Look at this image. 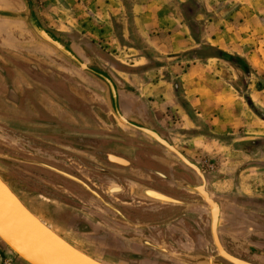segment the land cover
<instances>
[{"label":"rangeland","instance_id":"rangeland-1","mask_svg":"<svg viewBox=\"0 0 264 264\" xmlns=\"http://www.w3.org/2000/svg\"><path fill=\"white\" fill-rule=\"evenodd\" d=\"M164 1L165 6L166 0ZM3 2L5 5H10L8 3L10 1L8 0H3ZM36 4L39 9V15L48 29L61 34L71 45L79 43L87 47L91 51L93 56H96L99 59V62L103 65V67L121 84L126 81L129 84L137 86L141 84V77L144 76L145 73L163 67L166 68L168 65L177 62L180 63L182 70L187 71V69H191L193 65L197 67L196 70L200 69L196 71L198 79L201 80L200 75H203V81L206 82L207 85L211 84L213 86L211 87V89H206L205 101H215L213 97L215 93L213 91L218 90L223 94L221 96V99L219 100V108L217 107L218 110L215 111L216 115L215 117H212L213 123L215 122V124L207 127L206 124L201 123L200 121H195L194 119H192L194 121H189L183 116L179 117L177 116V114H173L174 110H176L177 112L180 111L177 106H174L173 108L169 107V109L166 110L170 118V122L165 126L166 130L161 128L157 124L156 125L160 130H162V132H173L175 134L177 133V139L175 140L177 141L179 149L190 159L195 161L199 166H201L203 170H205L206 176L209 180V190L213 191V194H215L217 197H219V195L220 197L224 196V202L226 204L234 206L237 204L238 207L242 209L243 213L249 216H244V219L252 218L257 224L262 226L261 229H264V225H262L260 221H257L254 218L255 216L260 217L261 219L264 218V213H261L260 207H264V199L262 198L263 200H257L255 198L244 197L242 199L248 200L250 207L244 208L246 207L245 202L237 200L239 198L233 196V194L238 195L237 193L243 194L244 190L248 191L245 188H259L260 191L264 188L263 101H260L258 98H254L255 101L252 100L253 98H249L248 101L247 99H244L242 97V95H246L247 93H249L250 96L252 91L251 89H249V85H252L254 83V85L257 86V90L259 92L264 91V69H262L263 72L259 75L257 74L258 67L255 66L254 68H252V66H249L245 61H240L238 59L237 61H234L236 60L235 58H233L234 60L232 59L233 61H227L232 65H225L224 63H220L217 61H200L199 64V62L188 60L190 58L192 59V56L194 54H198L200 57H205L213 53L219 54V52L210 50L208 48L199 50V52H196V50H191L183 53L171 54L167 58H163L165 59L163 60L158 55V52L151 49L123 48V46L125 45L134 46L136 44V41H133L131 38H124L126 42L124 40H121V34H124L123 32L121 33V31H123V26L121 25L113 26L114 32L118 33L119 35H110L111 40L109 44L104 39L99 40L96 37L93 38L90 33L84 30L89 27L88 24H90L92 20V11L87 8L89 4H85V6L83 7L81 1H79V5L81 8L73 6V4L68 0H36ZM173 5H175V2H171L169 0L167 8L175 11V7L172 9ZM182 5L184 7L181 6V8H179V14L182 15L181 18L184 24L191 28L195 36L198 37L200 33L202 39L207 36L213 37L218 41L220 37L224 35L223 33L221 34L219 32L220 27L221 29H225L222 26L223 24L232 23L238 25V27L236 30L228 32V36L230 38L229 43H236L238 38L234 34L235 32L241 33L239 28H243L244 33L241 34H250V37L252 39L257 37L258 41L260 42V46L264 48V0H196L187 2L186 4ZM0 7L2 9H9V6L7 8H4L1 4ZM11 10L20 12L23 11L21 7H18V10ZM238 11H242L243 18H238L236 22L235 19H232L231 17H235V13H237ZM176 12H178L177 9ZM197 18L198 20H196ZM1 24L4 30L0 29V80L3 83V87L0 89V94L2 93L0 95V105L3 106L4 110H6V104H8V100H12V98L9 97L10 91H14L17 94L24 95L26 94V91L35 92V90L38 89V85L34 81V77L32 75L36 72L38 73V70L40 71V68L44 67L42 65H39L41 63H44L42 59L46 58L48 60L49 58H47V55H44V53L27 52L15 46L19 42L32 41L31 36L19 30V28H21V25L15 23ZM9 26L14 27V34L8 33ZM228 27L231 29L233 28L231 26ZM212 28H214V31H211ZM204 33L205 35L203 36ZM18 37L20 41L17 39ZM23 37H26V40L21 39ZM10 43H12V45H10ZM6 44H8V46ZM52 62L60 66L62 65L65 68L64 71L67 74L78 77L80 81H82L85 85L91 86L94 90L93 92L90 88L88 92V88L84 87L85 92H88L89 94V96L84 94V104L90 106V111L94 116V118H91L93 120L92 124L94 123L95 125L100 123L102 126L97 125L99 129L114 128L116 134L118 132L124 134L125 136H127V138L136 139L137 143L145 142L155 148V151H152L153 155H160L157 147L144 141L141 138H134L132 135L125 133L117 126L113 117L109 115L107 108L102 103H100V97L95 87L90 84L88 80L83 79V77H81L77 71L71 69L60 61ZM260 62H262L264 68V61ZM35 68H37L38 70H35ZM153 73V75L159 74L157 78L155 76V78L152 80V83L155 84V86L159 85V80H164L166 78V73L170 74L169 72H161L162 74H160V72L157 71ZM207 80H210L211 83ZM251 80H253V82ZM71 83L73 85L81 84L80 82H76L75 80ZM137 87L139 88V86ZM193 87L194 84L190 85V88ZM181 88L182 87H180V89ZM227 88L229 90L226 91ZM43 91L44 92H42L40 96L34 95L36 96V100H40L45 97L44 94L47 93V91L45 89ZM253 91L254 93L256 92L254 89ZM181 94L183 93L179 91L177 92V96L181 97ZM228 94H231L232 96H234V98L228 96ZM262 96L264 97V93H262ZM209 97H211V99H209ZM233 99H238L239 104H235V101L233 103L229 102L233 101ZM145 100L147 99L145 98ZM46 101H48V105L56 106L59 110V113L63 115L64 119H67L68 121L70 120V123L75 124L77 122L79 124L78 127H80L81 125H86L88 126V128H90V125H88L87 122L89 120H87L85 123L75 114H71L73 113V110L69 107L66 99H62L58 95L51 94L48 99L46 98ZM211 102L209 105L212 104L211 107H215V105H213V103ZM249 102L251 103V105H249ZM129 104H131V102H129ZM9 106H11V104ZM141 106L142 105L140 104L135 105V107L138 109L141 108ZM232 107L234 108L232 109ZM1 110L2 107H0V113ZM255 110H257L256 112L258 115H255ZM11 111L6 113L5 115H0L1 128H4L10 135L14 133V136L22 135L29 137L36 134L38 127H33L25 124L17 125V122L14 121L15 119H13L10 115L12 114ZM146 111H148L147 113H149L148 118L145 115L147 121H155L153 120V116H150L151 112L148 102ZM68 114L70 115V117ZM56 119L57 118L50 120L48 118V121H59ZM217 119L218 121H216ZM233 120L237 121L236 126L233 124ZM89 124H91V121H89ZM107 125H109V127H107ZM193 126H197L199 130H190L191 133L188 134L189 130L187 129ZM192 131L201 133L202 137L199 139L193 137L195 136V132ZM108 132L113 133L111 136H116L114 135L113 130ZM98 134L99 137H105V140H108L107 142H109V144L118 141V136H116L115 138L112 137L110 139L111 136H109V134H106L105 131L100 130V133ZM211 134L214 137H212ZM102 143L103 142L100 141V144H98L99 149L106 148L107 145L105 143ZM80 148H83V146H79V149ZM133 149L134 148H132L131 151L128 152V154L132 153ZM85 150H87V147H85ZM0 154L8 155L7 151L2 145H0ZM83 154L84 153L79 154V159H82L85 164H94V168L99 171H102L103 167L105 166L109 167L108 164L103 161V159L98 160L96 158H92L91 156L90 158H86L85 156H81ZM0 158L5 159V161L0 159V176L21 198V200L28 206V208L32 210L37 216H39L44 222H46V224L49 225L50 228L53 229L56 233L61 235L67 241L75 245L77 248H79L92 258H95L104 264H188L171 257L165 251L168 250L167 248L158 247L157 244V242L160 241V232H162L163 229L170 232L171 228L173 229L174 227H176L175 225L179 223L178 221L181 218L180 216L149 220L151 222H148L143 226H138L135 224L137 227L132 226L133 230L129 229L127 226L122 225L127 229L132 238L127 239L126 242H124L126 245H121L119 242L113 239H107L103 242L97 243V241H95L92 237L96 236L97 234L94 235L95 233H93V230L89 228L90 226H92V228L95 227V221L90 220L91 218L88 215V211H83V209L76 204H68L66 202H63L62 198L59 197L60 194L53 193V195L57 199H49V197H47L46 193L42 191V189L34 192L26 184H24L22 187H19V182L15 181L12 177L13 168L11 166L12 163L17 159L6 156H0ZM149 158L152 157H148V159ZM150 165L152 164L147 165V167H149ZM153 168L156 169V167ZM24 172V169L21 168L20 175H22L23 177H27ZM242 179H246V182ZM21 183L23 184L24 182L21 181ZM241 185L245 186V188ZM194 196L202 200V198L196 195ZM198 201V203L203 204V202H200V200ZM236 201H239V204ZM135 204L140 205V203L138 202ZM66 205L71 209H68ZM227 213L229 215H232L233 217H231L233 219L236 212L230 209L227 211ZM67 215H70L72 218H70L69 220L65 218L64 220V216ZM231 217L230 219H228V222L225 221L221 225L224 243L225 235L232 234L230 233L231 231H228L227 226L229 225ZM76 223L79 224V233H83L81 237L80 235H77L67 229L69 225L73 226ZM197 229L198 228H196V232L198 235L199 232ZM248 229L246 232H242L241 234L234 237V245L246 254V250H252L254 254L264 256V248H258L251 242L249 243V245H246L243 242L247 241L249 236L263 239V231L253 228L251 232H248ZM254 229L256 231H254ZM100 233H105L109 236L110 231L101 230ZM139 233L145 235L148 238H152L149 240V250H146V252L142 254H132L130 251L135 247H138L139 245L138 243H136V239L138 238V236H140ZM167 234L170 235H167L166 237H172L171 233ZM193 235V251L190 253L208 256L217 255V250L212 240L210 228L209 231H206V246L214 247L216 250V254L212 250H210L207 254L198 250L197 246L199 241H197L196 233ZM174 247L179 254H176L171 250L168 251L176 255H183L187 253L182 251V249L178 248L175 245ZM161 248H165V250ZM251 258L258 264H262L252 256ZM0 264L23 263L22 261L18 260V258L11 255L7 251V249L0 244Z\"/></svg>","mask_w":264,"mask_h":264},{"label":"flooded vegetation","instance_id":"flooded-vegetation-1","mask_svg":"<svg viewBox=\"0 0 264 264\" xmlns=\"http://www.w3.org/2000/svg\"><path fill=\"white\" fill-rule=\"evenodd\" d=\"M0 4L4 8L9 6V9L18 10L16 5H5L3 0H0ZM13 28V26H9V34H14ZM17 39L19 40V37ZM21 39L26 40V37ZM42 61L44 63L39 65L45 68H40V71L35 68V70H38V73L36 72L32 75L38 85V89L35 92L26 91L24 95L10 91L9 97L12 100H8L6 110L0 105L2 107L0 115H5L12 110V114H9L15 119L14 121L17 122V125L25 124L38 127L36 132L38 135L35 134L29 137L22 135L14 136V133L10 135L4 128L0 127V145L4 146V149L8 153V155L0 154V156L21 160V162L16 160L11 165L13 168L12 177L15 181L19 182L18 186L22 187L26 184L34 192L42 189L49 199H57L53 193L60 194L59 197L62 198L63 202L76 204L83 211H88L90 220L95 221V227L92 228L90 226L89 228L93 230L94 235L97 234L96 236H92L97 243L113 239L121 245H126L124 242L132 238L123 226H127L129 229L133 228L127 221L133 222L138 226H143L151 222L149 220L180 216L179 223L173 229L171 228L170 232L164 229L160 232V241H156L158 247H165L169 251L171 250L179 254L174 247L175 245L182 249V251L190 253L193 251V234L196 233L197 235L196 228H198V250L205 254L212 250L216 254L217 249L215 250L212 246H206V231H209L211 227V219L199 206L201 203H198V200L200 202L203 201L189 192H180L173 186V183L176 181L197 186L196 179L185 169L173 165L166 156L153 155L152 151H155V148L147 143H137L136 139L127 138V136L118 132L116 134L114 128L99 129L97 125L102 126L100 123L95 124L96 126L94 123L92 124L93 120L91 118H94V116L90 111V106L84 104V94L89 96L88 92L90 88L94 92L92 87L85 85L78 77L67 74L62 65L60 66L46 58H43ZM74 80L81 84L73 85L71 82ZM2 87L3 83L1 81L0 89ZM84 87L88 88L87 93ZM44 89L47 91L44 94L47 99L51 94L66 99L69 107L73 110L71 114H75L85 123L87 120L91 121V124L87 121L90 128L86 125L78 127L79 124L77 122L73 124L69 122L70 120L64 119L56 106L47 104L48 101H46L45 97L36 100V96L34 95L40 96L44 92ZM10 104L11 106H9ZM143 113H145V110ZM48 118L50 120L57 118L56 120L59 121H48ZM100 130L105 131L109 136L113 133H109L108 131L113 130L114 135L118 136V141L109 144L108 140H105V137H99L98 133H100ZM116 136H111L110 139ZM100 141L107 145L106 148L99 149L98 144H100ZM79 146H83V148H80L83 150H80ZM85 147H87V150H85ZM132 148H134L132 153L128 154ZM80 153H84L81 156H85L86 158H90L91 156L98 160L103 159L109 167L105 166L102 171H99L94 168V164H85L82 159H79ZM148 157L152 158L148 159ZM0 159L5 161L3 158ZM24 161L30 163H24ZM149 164L152 165L147 167ZM153 167H156V169ZM21 168L24 169V174L27 177L20 175ZM21 181L24 183L22 184ZM131 182L145 186L146 189L169 195L189 204L191 210L192 208L194 209L187 211L185 207L170 206L162 203H154L152 206L148 203L136 205L135 203L137 202L131 198L140 195L133 190L135 187ZM211 192L214 193L213 191ZM218 199L222 207H225L226 213L230 209L236 212L235 215L233 214L234 218H231L229 225H227L228 231L232 233L231 235H225V244L228 250L234 256L244 261L258 264L251 256L234 245V237L242 232H246L250 227L263 231L264 235V229H261L262 226L257 224L252 218L244 219V216H249L243 213L237 204L235 206L226 204L224 196L220 197L219 195ZM240 199V201H244L246 204L244 208H250L248 200ZM66 207L71 209L67 205ZM260 207L261 213H264V207ZM30 211L33 212L32 210ZM65 218L69 220L72 217L67 215L64 216V220ZM78 226L79 224L76 223L73 226L69 225L67 229L81 237L83 233H79ZM101 230L110 231L109 236L105 233H100ZM167 233H171L172 237H166L170 235ZM139 234L140 236L136 239V243L139 245L130 251L132 254H142L146 250H149V240L152 238H148L141 233ZM243 242L246 245H249L251 242L258 248H264V238L260 239L249 236L248 240Z\"/></svg>","mask_w":264,"mask_h":264},{"label":"water","instance_id":"water-1","mask_svg":"<svg viewBox=\"0 0 264 264\" xmlns=\"http://www.w3.org/2000/svg\"><path fill=\"white\" fill-rule=\"evenodd\" d=\"M8 3L21 7L23 11L2 9L0 7V29L4 30L1 23H15L21 25V28H19L20 31L32 37V41L19 42L15 45L16 47L27 52L44 53L51 61H60L77 71L83 79L88 80L90 84L95 87L100 97V103L107 108L109 115L113 117L115 123L122 131L132 135L134 138H141L154 145L160 152V156L164 155L173 165L190 171L197 180V171L199 170L206 178L207 183H205V186L209 194L214 200L219 202L218 197L209 190V180L205 170L179 149L174 137L170 133L162 132L155 121H147L149 116V113H147L148 111H146L147 101L137 86L129 84L126 81L123 82L124 85L121 84L103 67L99 59L93 56L87 47L79 43L71 45L61 34L48 29L39 15L36 0H10ZM6 45L8 46V44ZM10 45H12V43H10ZM74 61H78L79 63H75ZM110 91L115 94V100H113V102L110 98ZM244 96L245 99H249L247 94ZM129 102H131V104H129ZM136 104L142 105L141 108H136ZM249 105H251L250 102ZM144 110L145 113H143ZM256 111L257 110H255V112ZM150 116H152V114H150ZM17 161L21 162V160ZM24 163L30 162L24 161ZM131 183L135 187L133 190L140 195V190L145 187L134 184L133 182ZM176 183L178 182L173 183L175 189L180 192H188L186 187L179 186V184ZM193 193L201 196L196 191ZM161 194L168 197L167 199L171 198L169 199L170 201L163 199L150 200L142 195L133 196L131 199L135 202L148 203L149 205L158 202L170 206L187 207L179 200L169 195ZM202 199L204 200L203 197ZM193 209L194 208H192V210ZM192 210L191 208H187V211ZM203 211L209 214L205 209ZM227 214L228 213L225 212V207H222L220 219L216 226L217 237L213 233L212 226L210 227L212 240L217 249V255L208 256L193 253L176 255L165 250V248L161 249L165 250L167 254L176 260L188 264H253L234 256L225 246L221 225L223 222L229 221L228 219H230L231 215ZM254 218L264 225V220L260 217L255 216ZM127 222L131 226L137 227L134 223L130 221ZM252 230L253 228H249L248 232ZM254 231L256 230L254 229ZM215 238H217L224 251L228 254L227 256L220 254ZM0 244L6 248L11 255L22 261L23 264H104L75 247V245H72L69 241L44 224L29 210V208H27L1 176ZM246 251L247 254L264 264V256L256 255L252 250Z\"/></svg>","mask_w":264,"mask_h":264},{"label":"crops","instance_id":"crops-1","mask_svg":"<svg viewBox=\"0 0 264 264\" xmlns=\"http://www.w3.org/2000/svg\"><path fill=\"white\" fill-rule=\"evenodd\" d=\"M68 1L77 8H81L79 5V1H81L83 7L85 6V4H89L87 8L92 11V20L90 24H88L89 27L84 30L90 33L93 38L96 37L99 40H106L108 44L111 40L110 35L118 34L114 32L113 26L121 25L123 26V31H121V33H124L121 34V40L125 41L124 38H131L133 41H136V44L134 46H123V48L125 49H151L158 52V55L161 57V59H163L167 58L171 54L183 53L191 50H196V52H199V50L208 48L210 50L219 52V54L213 53L205 57H200L198 54H194L192 56V59L190 58L188 60L199 62V64L200 61H217L220 63H224L225 65H232L227 61H233V58H235L236 60L234 61H237L238 59L240 61H245L249 66H252V68H254L255 66L258 67L257 74L260 75L263 72L262 69L264 68L262 62L260 61H264V56H262L264 55V48L260 46V42L258 41L257 37L252 39L250 37V34H241L244 33V30L243 28H239L241 33L235 32L234 34L238 38L236 43H229L230 38L228 36V32L236 30L238 25L232 23L223 24L222 26L225 29H221L220 27L219 32L221 34L223 33L224 35L221 36L218 41L213 37L207 36L202 39L200 33L198 36L199 38L195 36L191 28L184 24L181 18L182 15L179 14V8L183 6L182 4H186L187 2L196 0H170L171 2H175V5L172 6V9L175 7V11L167 8L169 0H166L165 6L164 0ZM176 9L178 10V12H176ZM231 18H234L235 21L238 18H243L242 11H238L237 13H235V17ZM196 20H198V18ZM228 26H231L233 28L231 29ZM211 31H214V28H212ZM204 35L205 33L203 34V36ZM193 67L191 69H187V71L182 70L180 63L177 62L168 65L166 68L163 67L156 70H151L141 77L142 82L137 86H139L141 93L147 99L146 101L150 106V112L153 116V119L161 128L165 129V126L170 122V118L166 110L169 109V107L173 108L174 106H177L180 109L179 112H177L176 110L173 111V114H177V116L179 117L183 116L189 121H200L201 123L206 124L207 127L215 124V122L213 123L212 117H215L216 115L215 111L219 108V100L221 99V96L223 94L218 90L213 91L215 93V95L213 96L215 101H205L206 89H211V87L213 86L211 84L207 85V83L203 81V75H200L201 80H199L196 71L200 69L196 70L197 67L194 65ZM155 71L160 72V74H162L161 72H169L170 74L166 73V78H163L164 80H159V85L155 86V84L152 83V80L155 78V76L156 78L159 76V74L153 75V72ZM207 81L210 82V80ZM251 81L253 82V80ZM193 84L194 87L190 88V85ZM254 84L249 85V89H251L252 93L250 94V96L249 93H247V95L250 99L253 98L252 100L254 101V98H258L260 101H263L262 104L264 106V97L262 96V93H264V91L259 92L257 90V86ZM180 87L182 88L180 89ZM253 89L256 91L255 93ZM227 90L229 89L227 88L226 91ZM178 91L183 93L181 94V97L177 96ZM228 96L234 98V96H232L231 94H228ZM242 97L245 99L244 95H242ZM209 99H211V97H209ZM236 100L233 99V101L229 102L233 103L235 101V104H239L238 99ZM210 102L213 103L216 108L211 107L212 104L209 105ZM233 108L234 107H232V109ZM254 113L255 115H258L256 112ZM216 121H218V119ZM233 124L236 126L237 121L233 120ZM187 130H189L188 134H190V130L199 129L197 128V126H193L189 127ZM192 132H195V136L193 137L197 139L202 137L201 133H198L197 131ZM170 134L174 137V140L177 139V133L175 134L173 132H170ZM242 180L245 181L246 179ZM241 186L245 188V186ZM245 189H247L248 191L244 190L243 194L237 193L238 195L233 194V196L239 198L237 200H241L240 198L244 197L255 198L257 200L264 199V188L261 191L259 190V188Z\"/></svg>","mask_w":264,"mask_h":264},{"label":"bare ground","instance_id":"bare-ground-1","mask_svg":"<svg viewBox=\"0 0 264 264\" xmlns=\"http://www.w3.org/2000/svg\"><path fill=\"white\" fill-rule=\"evenodd\" d=\"M31 18V17H30ZM75 63H79L78 61H74ZM96 74V73H95ZM110 89V88H109ZM110 98H111V101L113 102V100H115V94L110 91ZM186 170V169H185ZM188 171V170H187ZM189 173H191L190 171H188ZM197 176H198V184L197 186H193V185H190L186 182H178L176 184H179V186H184L188 189V192L193 194V195H196L200 198H204L203 200V203L204 204H201L199 205L201 207V209H205L209 214V217L211 219V226H212V229H213V233L214 235H216V226L219 222V219H220V215H221V208H222V205L213 199V197L209 194L208 190L206 189V184L207 181H206V178L201 174V172L198 170L197 171ZM192 174V173H191ZM177 182V181H176ZM174 185V184H173ZM192 190V191H190ZM115 191V190H114ZM197 192L199 193L201 196L193 193V192ZM212 193V192H211ZM140 195H142L143 197H146V198H149L150 200L151 199H163V200H167V201H170L169 199H167L168 197L162 195L161 193L159 192H156L154 190H151V189H142L141 192H140ZM215 195V194H214ZM219 198V197H218ZM206 203H205V202ZM181 202V201H180ZM158 203V202H156ZM181 203H184V202H181ZM183 205H186L187 207L186 208H191L189 204L187 203H184ZM173 206V205H172ZM189 206V207H188ZM33 213V212H32ZM34 214V213H33ZM35 215V214H34ZM36 216V215H35ZM38 217V216H37ZM39 218V217H38ZM40 219V218H39ZM41 220V219H40ZM43 222V220H41ZM44 224H46L45 222H43ZM47 225V224H46ZM48 226V225H47ZM50 227V226H49ZM54 231V230H53ZM55 232V231H54ZM58 234V233H57ZM217 237V235H216ZM215 241L218 245V248H219V252L220 254L222 255H225L227 256L228 254L224 251V249L222 248V246L220 245L219 241L217 240V238H215Z\"/></svg>","mask_w":264,"mask_h":264},{"label":"trees","instance_id":"trees-1","mask_svg":"<svg viewBox=\"0 0 264 264\" xmlns=\"http://www.w3.org/2000/svg\"><path fill=\"white\" fill-rule=\"evenodd\" d=\"M222 57H225V56H222ZM5 256V255H4Z\"/></svg>","mask_w":264,"mask_h":264}]
</instances>
